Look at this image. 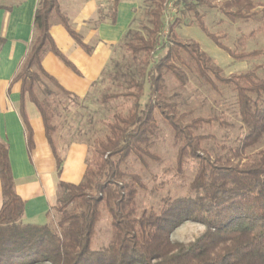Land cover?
Here are the masks:
<instances>
[{"label":"trees","instance_id":"obj_1","mask_svg":"<svg viewBox=\"0 0 264 264\" xmlns=\"http://www.w3.org/2000/svg\"><path fill=\"white\" fill-rule=\"evenodd\" d=\"M119 1L114 0L113 22ZM165 1L153 0L147 36L129 32L126 36L130 39L121 44L132 61L140 64L142 75L158 44L161 7ZM221 1V12L232 22L256 17L252 0ZM187 9L195 12L201 30L233 59L243 61L259 54L232 52L210 33L192 6ZM56 16L69 34L90 52L71 28L68 18L61 15L58 1L40 0L28 54L12 83H21L20 116L29 153L34 149V134L25 111L26 94L41 113L60 173L63 158L57 152L56 112L49 98L54 90L69 99L79 98L65 90L42 66L45 55L53 53L73 67L50 35ZM3 44L4 40L0 39V46ZM176 63L217 94L221 93L220 85L232 90L244 130L235 149L219 156H211L202 149L211 136L194 132L214 118H192L188 124H180L179 120L188 118L189 113L180 114L176 103L168 102L163 95L165 71L183 80ZM221 73L198 43L185 44L173 39L167 43L165 56L152 68V98L144 107L140 106L143 82L131 76L121 92L106 94L105 103L123 99L134 105L127 115L114 114L106 124L108 135L96 138L92 146L88 144L83 181L78 185L59 183L55 203L47 212L44 224L24 222L26 203L16 192L8 145L0 141L3 196L0 264H264V149L247 154L264 140V79L257 74V68L228 77ZM157 111L173 129L177 144L176 166L166 170L165 175L174 171L175 178L185 180L189 160L196 162V169L183 195L160 197L156 204L140 208L138 195L151 190L144 174L128 171L126 167L133 158L144 169H149V162L159 160L154 152ZM152 178L156 180L157 176ZM105 214L111 218V239L106 246L95 249L98 225ZM187 222L201 224L205 231L192 242H173V232Z\"/></svg>","mask_w":264,"mask_h":264},{"label":"rangeland","instance_id":"obj_2","mask_svg":"<svg viewBox=\"0 0 264 264\" xmlns=\"http://www.w3.org/2000/svg\"><path fill=\"white\" fill-rule=\"evenodd\" d=\"M168 1L166 0L161 7L162 27L158 34V44L150 55V64L143 70L144 75L140 72L142 68L140 64L132 61L130 54L120 45L114 50L113 59L105 69L103 78L91 89L86 98L69 99L54 90L49 101L56 112L55 143L60 154H64L72 142L83 141L92 146L96 138L103 139L108 135L106 124L112 120L114 114L119 112L128 114L134 105L132 101L123 99L108 103L103 101L106 94L121 92L128 76L143 82L140 106L146 105L152 98V68L165 56L167 43L173 39L185 44L190 41L198 43L201 50L212 59L213 64L221 69L223 77L243 74L257 68V74L264 79V0H252L256 5L254 19L235 22L230 21L221 12V0H170L171 4ZM188 6H192L199 13L210 33L232 52L259 54L243 61L230 57L201 30L195 12L187 9ZM153 8V0H136L129 30L123 38L124 42L130 39L126 36L129 32L147 36V29L151 28L150 12ZM111 13L112 8L107 6L105 16L109 21ZM176 65L183 75V80L180 81L173 73L165 71L163 95L168 102L176 103L180 114L189 113L188 118L179 120L180 124L186 125L192 118H214L210 124L203 125L194 132L195 135L211 136L210 140L202 144V149L211 156L224 155L229 149H235L239 138L244 135V130L232 90L220 85L221 93L217 94L186 67L178 63ZM156 121L158 136L154 152L159 160L149 162V169H144L140 161L133 158L126 167L128 171L144 174L145 182L151 190L148 193L141 191L138 195L137 205L140 208L156 204L160 197L183 195L196 169V162L189 160L185 167V180L175 178L174 171L165 175L166 170H173L176 166L177 144L173 129L159 111L156 112ZM261 149H264V140L260 145L248 150L247 154H253ZM153 176H157V179L154 180ZM204 231L203 225L187 222L173 232L171 240L189 243ZM110 239L111 218L105 214L98 225L94 248L106 246Z\"/></svg>","mask_w":264,"mask_h":264},{"label":"crops","instance_id":"obj_3","mask_svg":"<svg viewBox=\"0 0 264 264\" xmlns=\"http://www.w3.org/2000/svg\"><path fill=\"white\" fill-rule=\"evenodd\" d=\"M40 0H0V141L8 145L9 160L17 194L25 201L24 222L44 224L46 214L54 205L60 182L78 185L87 169L88 145L72 142L64 154L61 172L45 133L40 111L24 97L25 111L34 134V149L29 153L20 116L21 83H12L28 54L33 39L34 16ZM61 15L80 36L82 47L53 18L50 35L60 53L72 64H65L53 53L45 55L42 66L65 90L79 99L88 96L103 76L129 30L136 0H120L116 20L112 21L114 0H57ZM107 6L112 8L111 20ZM3 204L0 180V209Z\"/></svg>","mask_w":264,"mask_h":264},{"label":"built area","instance_id":"obj_4","mask_svg":"<svg viewBox=\"0 0 264 264\" xmlns=\"http://www.w3.org/2000/svg\"><path fill=\"white\" fill-rule=\"evenodd\" d=\"M168 2H169V4H171L172 1L169 0Z\"/></svg>","mask_w":264,"mask_h":264}]
</instances>
